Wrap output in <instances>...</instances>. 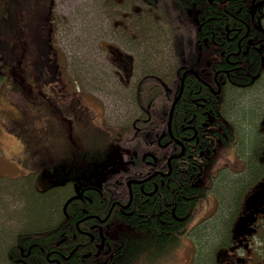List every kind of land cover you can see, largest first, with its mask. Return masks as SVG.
I'll return each mask as SVG.
<instances>
[{
  "label": "flooded vegetation",
  "instance_id": "obj_1",
  "mask_svg": "<svg viewBox=\"0 0 264 264\" xmlns=\"http://www.w3.org/2000/svg\"><path fill=\"white\" fill-rule=\"evenodd\" d=\"M202 26L204 33L202 37L200 35L198 43L205 45L207 55L202 56L197 50L190 49V63L177 78L181 85L168 94V104L171 107L188 78L189 83L193 82L189 85V100L193 109L192 106L189 107L182 120L174 119L173 112L171 122L167 111L165 127L155 130V139H151L149 146L142 152L132 151L133 154H129L127 159L116 164L114 162L102 188L93 184L92 177L84 174L78 163L74 165L75 161L66 165L63 175L59 177L61 181L57 180L59 188L65 187L60 195H66L61 197L59 204H55L58 218L56 221L52 220L57 222L55 224L59 238L43 240V244H39V240H32L31 233L34 231H21L16 235L14 245L12 244L20 252L17 254L13 246L12 253V247L7 250L6 259L9 264H21L25 258L33 260L34 264H118L123 244L110 230L124 227L127 234L139 232L135 222L143 221L141 217L146 214L138 209V202L150 203L153 198L161 200L156 212L160 222L158 228L161 227V231L165 233H173L176 238L178 234L174 232L178 229L186 233L179 242L171 240L173 242L166 247L165 244L158 245V249L151 252V259L156 260L153 263L145 256V246L141 247V254H144L139 263L125 260L121 263L178 264L181 250L185 249L190 258V231L195 223V215L190 219L193 211L190 210V195L202 194L194 193V186H202V199L208 196L210 198L209 185L228 164L245 167L248 176H251L250 185L244 195H235L234 219L226 220L221 231L218 229L220 223L207 225L208 236H215L211 242L213 248L209 247L205 252L202 250L194 264H264V0H207L205 15L199 25L196 27L190 21L191 39L195 38ZM125 38L127 39V35ZM113 50L116 54H111V57L120 68L116 70L120 84L135 86L139 69L136 78L134 76L132 80L130 78L134 69L129 79L122 76V71L128 75V71L123 68L128 59L124 52L120 54L119 50ZM79 82L84 83L74 81V84L71 80L63 79L48 81L46 84L32 83V95L26 96L22 101L14 97L13 103L21 110V116L11 117L10 124L0 120V125L6 132L22 139L23 149L20 158H17L9 155L0 145V191L8 196L16 195L25 190L24 187L18 190V186L24 185L30 202L36 194L35 190L40 188L38 184L46 182L42 174L54 172L55 163L51 158L54 155L48 153L52 146L51 140L42 141L43 135L40 136L46 130L59 139L64 134V138L70 143L71 150L63 152V158L77 156L81 146L73 123L68 122L69 130L66 133L62 129L57 132L45 111L51 109L47 103L53 101L61 112L68 97L73 103L71 111L74 123H79L83 128V125L95 122L99 113L84 101L94 97L86 95L88 91L79 87ZM196 86L199 87L198 90L195 89ZM16 93H19V89H16ZM44 117H47V122L42 120ZM145 122L146 120L143 123ZM130 123L134 136L142 126L135 121ZM122 126L123 124L103 125V128H108L110 133L116 129L120 135ZM80 137L83 138V135ZM128 139L132 142V137ZM208 144H211V148ZM209 155L215 157L208 163ZM56 156L61 159V153ZM115 158L117 154L113 156V160ZM51 164L53 167L50 168ZM204 166L208 169L203 171ZM202 173L204 174L200 176ZM184 179L190 183L188 196L180 195L179 192ZM173 182L178 185L177 189ZM261 183L263 186L259 195L247 202L248 194L253 191L254 186ZM248 184L244 181L240 185L239 181L237 186L241 190ZM95 192L101 194L99 196L103 201L111 204L105 217L89 211L88 206L98 197L94 195ZM166 192L171 195H165ZM52 193L57 194L56 191ZM73 196L75 197L69 200ZM143 196L148 197L143 200ZM184 200L188 201L187 208ZM181 212L185 214L177 218L176 214ZM214 212L215 208L205 210L207 217L204 221L213 220ZM167 213L169 217L175 218V222L170 220ZM240 216H243L245 222L242 221L239 230L234 231L236 219ZM114 220L121 221L122 225H116ZM52 222L51 225L54 226ZM51 233L46 234V237H50ZM25 243L28 244L27 249ZM189 264H193V261Z\"/></svg>",
  "mask_w": 264,
  "mask_h": 264
},
{
  "label": "trees",
  "instance_id": "obj_2",
  "mask_svg": "<svg viewBox=\"0 0 264 264\" xmlns=\"http://www.w3.org/2000/svg\"><path fill=\"white\" fill-rule=\"evenodd\" d=\"M128 1L141 2L151 8V10L148 11V13L151 15V19L144 24L141 21V11L130 15V21L133 18L137 20L136 24L132 22L134 26L131 28V35L127 33L130 32L127 28V25L130 21H124L123 23L118 24L119 27L122 26L125 35H127V39L130 40V47L132 45L133 48L138 50L139 62L137 66L139 67L140 73L137 76V82L133 87H130V84L126 85L125 87H121L125 91L124 101L130 105L129 113H139V115H135L138 117L135 123L141 125L142 128L133 136L134 129L129 120L128 123L123 124L121 128V134L118 137V142L122 141V139H125L123 140V143H131L132 150L128 149L127 152L129 154H133L132 151L134 153L137 151L140 153L145 150L150 144L149 141L151 139H155V130L157 128L162 129L165 127L169 101L168 94H171L172 90H174L176 87L179 88V81L177 82V78L182 72V67L187 66L190 63V49L197 50L198 54L202 53V56L207 55L204 48L205 45L198 43L200 35L202 37V33H204L203 26L198 31L196 36L194 34L195 38L191 39L189 33L190 21H193L197 27L199 22L203 20L207 0ZM107 2H117V0H108ZM54 8L55 0H0V72L9 73L13 90L20 86V83L25 78H32V83L44 82L45 84L48 81L60 79L63 56L60 54L55 40L56 14L54 12ZM155 12L156 17L158 18H156V23L159 25V27H152L154 24ZM195 31H197V28ZM31 42H33L32 46L34 47V52L32 54L29 53ZM151 53L155 57H152ZM29 56H31L32 59H29ZM24 58H26V60L28 59V62L31 63L24 66ZM68 64L71 63L68 62ZM28 68L33 71L32 74L26 72ZM75 69H77V66ZM81 72L83 76L92 78L96 82L102 81L103 83L108 84V82L111 80L109 75L104 71V76L106 78L101 77L99 68H97V66L95 67L94 65H87L81 70ZM25 73H27L28 76H25ZM191 84H193V82L189 83L188 78H186L182 95L175 107L174 119L179 118V120H182L184 115H186V110L192 106L189 100V85ZM195 89L198 90L199 87L196 86ZM118 94L119 91H117L116 95ZM200 95L205 96V94ZM56 103L57 102H55V104ZM191 108L193 109V106ZM12 117L14 118L16 116ZM20 119L22 120V118ZM145 120V123H140L141 121L144 122ZM93 136V145L98 147L102 142L101 137L98 135L95 129ZM128 137H132V142L128 139ZM226 145H228V142H226ZM208 147L211 148V144H208ZM123 153L124 150L118 149L116 152L117 158L114 160L112 158L109 162L102 163L101 158L98 162L94 163V168L91 170V164L85 162L88 161L86 157L89 154L86 151L83 154L85 155L83 158L84 163H81L83 173L87 176H91L93 184L102 188L104 185L103 182L106 180L107 173L110 172V169H112L114 162L116 164L117 162L122 161L123 158L121 155ZM214 157L215 156L209 155L207 162H212ZM77 163L78 162L75 161L74 165ZM232 167L235 170L238 169V167ZM205 169L207 170L208 167L204 166L202 170L204 171ZM203 174L204 173L200 174V176ZM183 181L184 185L179 188V192L180 195L188 196L190 183L186 179ZM215 182L216 180H214L212 184L214 185ZM230 182L232 185L235 184L234 186L237 188V190L232 189V193L234 195H244L248 186L250 185L249 183L239 190L237 186L239 181L236 179H230ZM221 184H223V182L220 183V185ZM173 185L177 189L178 185L174 182ZM202 189V186H194V193L197 194L202 192V194L193 196L190 195V210L193 209L192 212L190 211V219L194 216L196 210L199 209L198 204L200 201H202V197L204 196ZM22 195L24 196L21 198L24 199L26 198V195H28V192L23 191ZM50 195H59V191L57 194L51 193ZM94 195H98V197L95 198L93 204L88 206L89 211L97 212L102 217H105L109 212L111 204L107 201H103V199L99 196L101 194L95 192ZM165 195H171V193L166 192ZM147 197L148 196H143L142 199L146 200ZM167 198L169 199V196H167ZM60 199L61 197H59L58 202ZM151 200L152 201H150V203L145 202L140 204L138 202V209H142L141 212L147 215L141 217L142 220L144 219L143 221L135 222L139 232H131V234H127V231H125L124 227H117L116 230H110L112 234H115L117 238L122 240L123 250L121 251L118 260L136 261L140 259V257L144 254H141V247L145 246L146 258L149 259V262L155 261V259H151V252L155 249H158L156 248L158 245L163 246L165 244L166 247L174 240L179 242L183 234L186 233L185 231L183 232L181 229H178L177 232H174L175 234H178V237L176 238V235L173 237V233H165L161 231L162 228H158L160 223L159 216L156 214L159 206L161 205V200L157 198H153ZM169 200H171V198ZM187 205L188 201L184 200V206L186 208ZM56 213L58 215L57 211ZM181 214L185 213H177V218H181ZM111 216L112 213L108 217L109 223L111 221ZM167 216L169 217L168 213ZM63 217V219H65L64 215ZM228 217L232 219L234 217V211L229 213ZM162 218L164 220H168L165 217ZM169 218L175 222L174 217ZM145 219H147L146 222ZM43 220L44 221L41 222L45 223L46 219ZM219 220L220 217H217L216 222ZM114 223L116 225H122L121 221L119 220H114ZM56 225L57 224L53 226L50 224L48 225L49 228L34 231V233H31V237L33 236L32 240H39L37 243L43 244V240L59 238V233L56 231ZM49 232L52 233L50 234V237L47 238L46 234ZM195 233H198V231H194L193 233L194 238L198 241V243H204V239L202 241L199 240L204 235V233H198L197 237ZM170 235L171 237H169ZM207 235L208 233L205 235V237ZM171 240L173 241L171 242ZM203 245L204 244H200L202 249ZM24 246L27 249L28 244L25 243ZM13 247H15L16 253L18 254L20 249L17 246ZM13 247L10 249L11 253L13 252ZM4 257H6V255ZM38 261L42 262V260ZM121 261L118 264H122ZM21 264H34V262L29 258H25ZM36 264L40 263L36 262Z\"/></svg>",
  "mask_w": 264,
  "mask_h": 264
},
{
  "label": "rangeland",
  "instance_id": "obj_3",
  "mask_svg": "<svg viewBox=\"0 0 264 264\" xmlns=\"http://www.w3.org/2000/svg\"><path fill=\"white\" fill-rule=\"evenodd\" d=\"M107 1L108 0H55L54 12L56 14L55 23L57 27L55 40L60 49V54L64 59L66 57L67 62L71 63V65H69V69H66L67 76L69 74L72 79L79 81L76 79L77 77L74 76L73 72H75V70L77 69H83L89 64L94 65L95 67L97 66V68H99L100 72L102 73L103 78H106L104 76V72H107L110 75L109 78L111 80L110 82H108V84H101L102 81L99 84L94 79L83 78L80 80L84 83L81 84L79 82L78 86L82 88L85 87L87 90L93 91L92 94L97 99L86 98L84 101L90 103L92 107L96 109V111L102 112L100 118L101 122L103 121V124L120 126V124L128 123L129 120L130 122H136L135 118L137 117L135 115H139V113H129L130 105L126 101H124L125 91L122 89L120 80L118 78V75L116 74V70H119V68L110 63L107 50H103L102 46L103 44H106L108 42L115 43L116 41H118L120 43H125V46L127 47L125 49L134 53V72L132 77L131 75H128L129 78L131 77L130 80H132L135 74L138 73L139 69V67L137 66V63L139 62L138 50L136 48H133L132 45V48L130 47V40H127L125 38V32L122 26L119 27L118 24L120 22L123 23L124 21H130V15L140 11L142 13L141 21L144 24L151 19V15L148 13L151 8L144 3H139L137 1H132L133 3L128 0H117V2ZM154 14V24L152 27H159V25L156 23V12ZM132 22L136 24L137 20L133 18L127 25L130 33H132V26H134ZM32 45L33 42H31L29 51L30 54L34 52V47ZM152 57L155 56L152 55ZM29 59H32L31 56H29ZM23 61L24 66L31 63L28 62L29 60H26V58H24ZM76 66L77 69H75ZM121 73L122 76L126 77L123 71ZM25 76H28L27 73H25ZM31 87L32 86L25 82L24 94L31 92ZM118 89H120V91L119 94L116 95ZM21 95L23 94H19V97H21ZM13 98L14 93L9 73L0 72V120H3L7 124H10V120L7 119L6 121L8 115H20L18 113L17 106L13 103L15 102ZM51 103L54 102L52 101L47 104ZM64 106L65 109L72 114V103L68 100V97L65 100ZM69 112H66L68 122L73 123L74 132L77 136H79L78 143L82 144L85 139L81 138L80 135L84 136V128H82L79 123H74L72 117L73 115H71ZM47 114L51 118L53 117L51 114ZM45 118L47 117H44L42 120L46 121ZM51 118L49 119L52 123V126L57 127V132L58 128L64 130L61 123L56 118H52L53 120ZM140 123H143V121H141ZM95 126L100 127L101 125L99 122L95 121ZM42 135V141L51 140V150L56 155L59 156V154L61 153L60 161L63 158V152L66 153L71 150V145L64 138V134L60 139L57 136L53 135L49 130L40 133V136ZM109 137L110 139L106 142L105 145L101 143V145L96 147L95 145L91 144L86 148L87 152L89 153L88 157L91 159H95V163L98 162L101 158L106 159L103 160L104 162H108L116 154L119 147L125 149L122 157H126L125 159L128 158V146L127 144L123 143V140L125 139H122L120 143L121 146L119 145L118 131L114 130V132L110 133ZM0 145H2V147L9 155L20 158L21 151L23 149V141L21 138H14L11 135L5 133L0 128ZM83 158L84 156L78 158L77 162L83 164ZM63 159L67 161L68 166L74 160V158H70L68 156H65ZM94 165V163L91 164V170H93ZM51 167H53L52 164L50 165V168ZM251 168L253 169L254 167L252 166ZM242 169L241 176L243 177V175H245L247 171L245 167H243ZM62 175V168H56V171L52 173V176L57 178L52 179L51 185L49 184L45 188H43L45 184H40L41 188L43 189L39 192H36L30 202L27 200V197L24 199L21 198L22 196H24L22 195L23 191L17 192L16 195L10 196L0 191V264H9V261L6 259L7 257L4 256L7 255L8 248H11L14 245L15 237L18 233H20L21 231L24 233L29 231H36L39 228L43 230L48 226V224H51L52 220H57L58 215L55 212V204L58 202L59 197L66 195V193H62L60 195V191L63 192V190H59V195L50 194L56 190V187L54 185L56 184L57 180L61 181V178L59 177H61ZM228 177H232L237 181L240 180V178H238L237 172H233L231 175H228ZM250 177L251 176L246 175L244 178H242L240 180V185H242L244 181ZM220 183L221 182H219L216 189L217 191L215 192L217 195L210 192V198L208 196L207 198L202 199V201L199 202V209L196 210L195 216L197 219L195 223L197 224V222L202 221L205 217H207V214L205 215V210H207L209 207L214 208L215 205L218 204L219 212H217V215L222 219L221 222H216V224L220 223L218 226L219 231L223 229V224L226 222V215L229 213L230 208L233 206V202L235 200V195L232 193V189L237 190V188L234 186L235 184H231L230 179L221 185ZM22 187H24V191L27 192L24 185L18 186L17 189L20 190ZM67 191L68 190H65V192ZM43 219H46L45 223L41 222L44 221ZM55 221L52 223H57ZM199 223L200 225H209L204 222ZM198 230L199 234L205 233V230L202 229V227H198ZM198 233H195L196 237ZM214 237L215 236L207 235L205 237V239L207 238V242L204 240V243H200L204 244V252L206 250H209ZM203 239L204 238L202 236L199 240L202 241ZM190 245H193V243H190ZM191 254L192 251L190 250V257ZM198 258L199 256H197L196 259L188 258L187 251L183 249L179 253L177 263L189 264L190 261L192 263V261L194 260L197 261Z\"/></svg>",
  "mask_w": 264,
  "mask_h": 264
},
{
  "label": "water",
  "instance_id": "obj_4",
  "mask_svg": "<svg viewBox=\"0 0 264 264\" xmlns=\"http://www.w3.org/2000/svg\"><path fill=\"white\" fill-rule=\"evenodd\" d=\"M127 57H128V59H129L130 61L132 60V56H131V55L127 54ZM189 71H190V70H189ZM191 71H192V70H191ZM182 82H183V79H182ZM182 89H183V87L181 88V92H180V94L176 97V99L173 101V103H172V105H171L170 114H169V120H170V122H171V119H172V115H173V111H174L175 105H176L177 101L179 100V98H180V96H181ZM71 199H72V198H70V200H71ZM239 224H240V220H239V221L237 222V224H236V229H238Z\"/></svg>",
  "mask_w": 264,
  "mask_h": 264
},
{
  "label": "bare ground",
  "instance_id": "obj_5",
  "mask_svg": "<svg viewBox=\"0 0 264 264\" xmlns=\"http://www.w3.org/2000/svg\"><path fill=\"white\" fill-rule=\"evenodd\" d=\"M229 1H230V0H229ZM233 6H235V5H233ZM232 8H233V7H232ZM238 9H239V8H238ZM238 9H237V10H238ZM227 33H228V32H227ZM215 48H216V47H215ZM224 57H225V56H224ZM207 66H208V65H207ZM217 70H218V69H217ZM154 76H155V75H154ZM186 90H187V89H186ZM175 96H176V95H175ZM188 98H189V97H188ZM254 113H255V112H254ZM221 114H222V113H221Z\"/></svg>",
  "mask_w": 264,
  "mask_h": 264
}]
</instances>
